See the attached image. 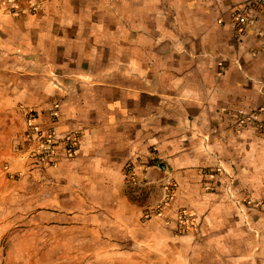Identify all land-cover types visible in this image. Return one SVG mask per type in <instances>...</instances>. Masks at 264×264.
<instances>
[{"label":"crops","instance_id":"obj_1","mask_svg":"<svg viewBox=\"0 0 264 264\" xmlns=\"http://www.w3.org/2000/svg\"><path fill=\"white\" fill-rule=\"evenodd\" d=\"M246 1L0 10V206L21 230L67 250L96 230L113 264H264V8L239 28ZM17 105L52 132L51 158ZM153 196L167 202L144 217ZM181 209L194 221L176 233Z\"/></svg>","mask_w":264,"mask_h":264},{"label":"rangeland","instance_id":"obj_2","mask_svg":"<svg viewBox=\"0 0 264 264\" xmlns=\"http://www.w3.org/2000/svg\"><path fill=\"white\" fill-rule=\"evenodd\" d=\"M27 1L28 0L17 2L14 5V8L10 7L11 4L7 3L6 0H0V2L6 7L3 9L0 8V10L6 13H16L18 7L20 8V6L24 3L26 7H28L26 9L27 12H35L36 7H38L39 3L38 5L37 3L32 5L33 2L28 3ZM13 108L14 106L11 105L10 109ZM17 110H19L20 113L24 115V118H26L28 129L29 124L31 123L30 120H28V115L30 114L32 116L33 111H31V109H27V107L19 105L15 107L16 112ZM7 112H10V110H7ZM6 122V131H8V126L11 124L12 121L6 118ZM16 149V147H10V149L6 148L7 152H11V150L14 151ZM3 170L6 169H4L3 166L0 165V173ZM5 173V178L8 180L13 179L18 175V172L16 170L11 169H9ZM1 175L4 174L2 173ZM137 185L138 186H135V200L141 203L142 197L139 191L141 189L142 183L139 182ZM138 195L140 196L137 197ZM10 200L12 202V199ZM143 200L145 201V198H143ZM9 202L7 201V203ZM166 202L167 197H163L161 200L160 198L154 196L153 198L151 197L149 199L150 206L149 208L145 209L143 216L148 218L152 215H155L157 212H160L161 207H163ZM14 208L16 209V207ZM11 209H13V207L10 206V203L8 206L6 205L5 207L0 206V264H113L112 262L106 259H109L110 253L115 252V247H112L110 245V239L107 236L105 240L102 237L99 238V233H97L96 230L86 231V239L84 246L69 247L68 249H71L70 253H84L85 259L83 261H68L65 259V257H63V253H65V251L68 252V250L62 246L53 245L50 239L45 240V232L39 231L38 235H35V231L27 232L25 230H21V224L23 223V220L18 214L12 213L13 211ZM175 231L177 233V227ZM104 234L110 235L111 230L108 229L107 231H104ZM42 241L43 243H41Z\"/></svg>","mask_w":264,"mask_h":264},{"label":"built area","instance_id":"obj_3","mask_svg":"<svg viewBox=\"0 0 264 264\" xmlns=\"http://www.w3.org/2000/svg\"><path fill=\"white\" fill-rule=\"evenodd\" d=\"M7 3H10V7H14V5L19 2V1H26V0H6ZM38 1L41 0H28V3H32L34 5L35 3H38ZM261 6L264 8V0H248L245 2V7L240 13L235 14V20L237 22L238 27L240 28L242 25L246 23L252 22V18H249V15H251L255 9V7ZM15 8V7H14ZM32 116L29 114L28 115V120L31 121ZM253 120V118L251 117ZM251 121L250 117H246V122ZM261 127V131L264 133V123L259 124ZM28 130L30 131L31 134H33L34 140H37L41 144V149L38 152L40 155L43 157H49L51 158L52 156V151L50 149V145L53 140V134L51 131H47L46 133H43L40 129H37L36 126L33 123L29 124ZM66 140V150L68 153L73 154L74 150V140L69 138H65ZM52 163L53 161L50 160ZM131 168V165L129 166V169ZM178 218H177V230L178 232H181L184 230L186 226H189L193 223L194 217L193 215L186 209H181L178 211Z\"/></svg>","mask_w":264,"mask_h":264}]
</instances>
